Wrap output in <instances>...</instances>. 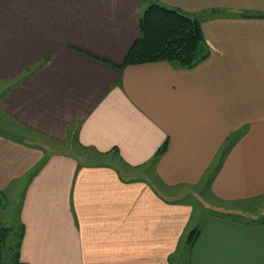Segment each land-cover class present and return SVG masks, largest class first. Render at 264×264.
Returning <instances> with one entry per match:
<instances>
[{"label":"crops","instance_id":"obj_1","mask_svg":"<svg viewBox=\"0 0 264 264\" xmlns=\"http://www.w3.org/2000/svg\"><path fill=\"white\" fill-rule=\"evenodd\" d=\"M152 1L198 19L207 56L96 59L122 62ZM262 122L264 0H0V226L19 264H175L201 196H264Z\"/></svg>","mask_w":264,"mask_h":264},{"label":"rangeland","instance_id":"obj_2","mask_svg":"<svg viewBox=\"0 0 264 264\" xmlns=\"http://www.w3.org/2000/svg\"><path fill=\"white\" fill-rule=\"evenodd\" d=\"M261 121L259 120V122ZM235 138L234 135L229 136L220 145L221 150L218 152V156L214 158V161L212 160V175L216 174L224 163L228 150L230 151L236 143ZM43 146L58 150L64 148L65 144ZM186 199L187 197H182L183 201ZM206 202L208 204V201L201 196L197 210L194 209L191 213L190 222L183 225L187 228L183 237L187 239V235L195 228H197L195 230L197 235L196 239H193L194 244L191 245L190 251H188L190 245L186 247L187 253L178 249L175 251L173 259L175 264H178V259L181 264H264V223L261 222L264 217V196L218 203L217 212L213 211V205L210 208L202 209ZM6 212V214L9 212L8 217L12 219L14 215L12 207L9 209L7 206ZM6 240L7 245H11L9 242H12V235L10 234ZM7 245L3 249L6 257L3 259V264L12 262L6 250Z\"/></svg>","mask_w":264,"mask_h":264},{"label":"trees","instance_id":"obj_3","mask_svg":"<svg viewBox=\"0 0 264 264\" xmlns=\"http://www.w3.org/2000/svg\"><path fill=\"white\" fill-rule=\"evenodd\" d=\"M89 56L91 54L85 53ZM207 56L200 21L178 9L164 6L157 2H150L143 7L138 16V35L127 50L120 64H113L96 57L118 69L125 66L166 61L176 63L182 67L191 68ZM166 147L162 144L159 152ZM197 228L187 235L191 246L196 238ZM10 227L0 226V264H3ZM17 244V243H16ZM7 245L12 264L17 261V245Z\"/></svg>","mask_w":264,"mask_h":264}]
</instances>
